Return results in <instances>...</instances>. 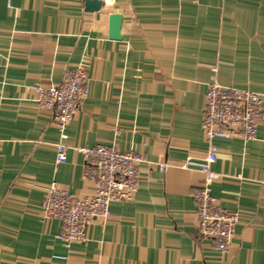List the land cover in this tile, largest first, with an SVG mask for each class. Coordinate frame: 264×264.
Listing matches in <instances>:
<instances>
[{
    "label": "crops",
    "instance_id": "crops-1",
    "mask_svg": "<svg viewBox=\"0 0 264 264\" xmlns=\"http://www.w3.org/2000/svg\"><path fill=\"white\" fill-rule=\"evenodd\" d=\"M100 1L91 11L87 0H0V264H264V119L253 141L214 140L211 193L240 211L227 254L198 234L194 200L209 83L260 93L264 111V0ZM78 67L90 90L61 133L27 87ZM97 145L139 153L140 188L67 248L41 203L52 182L93 194L77 149Z\"/></svg>",
    "mask_w": 264,
    "mask_h": 264
},
{
    "label": "built area",
    "instance_id": "built-area-1",
    "mask_svg": "<svg viewBox=\"0 0 264 264\" xmlns=\"http://www.w3.org/2000/svg\"><path fill=\"white\" fill-rule=\"evenodd\" d=\"M89 90L87 74L82 67L67 71L58 84L27 87L30 100L53 112V121L61 133L79 112ZM263 119L260 93L225 86L217 81L209 83L202 120V130L209 145L207 161L202 166L205 183L194 193V200L198 234L211 240L217 251L223 254L229 252L236 236L240 211L225 209L211 193V184L217 176L212 170L218 153L214 140L239 138L253 141ZM55 147L57 162H67L68 146L59 141ZM77 150L84 160V177L94 185L93 194L77 197L52 182L41 203L44 219L61 222L58 238L67 248L85 242L87 228L98 218L110 217L111 203L132 199L140 188L139 166L143 161L139 153L121 151L115 145L80 147ZM161 168L165 169L166 165L162 164Z\"/></svg>",
    "mask_w": 264,
    "mask_h": 264
},
{
    "label": "water",
    "instance_id": "water-1",
    "mask_svg": "<svg viewBox=\"0 0 264 264\" xmlns=\"http://www.w3.org/2000/svg\"><path fill=\"white\" fill-rule=\"evenodd\" d=\"M87 7L91 11L100 10L101 1L95 0L90 2L87 0ZM123 25V17L120 14H111L110 15V27H109V36L111 39H121V29Z\"/></svg>",
    "mask_w": 264,
    "mask_h": 264
}]
</instances>
